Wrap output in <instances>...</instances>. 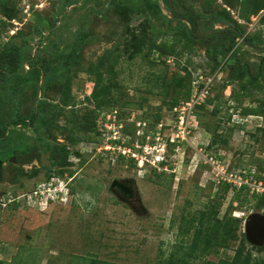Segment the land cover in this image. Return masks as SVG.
Returning a JSON list of instances; mask_svg holds the SVG:
<instances>
[{
    "label": "rangeland",
    "instance_id": "rangeland-1",
    "mask_svg": "<svg viewBox=\"0 0 264 264\" xmlns=\"http://www.w3.org/2000/svg\"><path fill=\"white\" fill-rule=\"evenodd\" d=\"M76 1L70 5V0H2L0 44L7 41L10 34L18 32L13 43L20 45L25 42L24 58H30L36 68L43 70L40 71L39 82L22 86L16 96L8 85L0 86V122L7 119L14 101L20 102L23 113H29L44 96L54 103H62L64 96H68L72 107L83 116L95 107L88 97L95 89L96 75L89 74L88 69L94 67L97 70L103 63L105 66L101 69L109 71L110 66L117 69L107 76L114 77L119 87L124 89V99L129 104L121 108L126 115L131 111L135 117L154 118L162 98L158 92H153V73L166 74L169 78L176 72L183 74L182 69L186 65L193 72L194 79L202 77L203 82L197 84L196 91L200 94L207 90L205 101L211 97L213 104H207L204 109L197 107L195 118H189L191 135L183 141L176 156L169 151V159L176 163L172 167L174 172L169 170L166 176H158L150 165L133 166L127 161L122 162L111 156L110 150L100 149L101 144H92L90 140L73 142L59 131L54 133L52 130L46 135L44 129L38 132L35 127L21 124L11 127L14 130L9 132V139L0 150L21 144L27 134L34 144L38 143L41 135L52 142L68 144L72 151L78 149L80 155L72 154L74 180L71 186L74 193L67 200L59 198L52 204L35 202L31 195L34 189L43 187L47 181L45 172L52 167L48 154L42 152L28 156L19 153L14 155L15 161L8 160L2 164L0 193L7 194L6 197L18 195L19 207L16 210L0 209V261L7 264H95L96 260L108 264L231 261L240 241L227 238L225 222L218 223L216 219L201 222L200 216L220 185L215 180L218 171L227 169L236 174L243 170L242 173H246L249 167L264 161V138L258 140L262 135L259 129L264 127V116L258 115V118L255 115L257 117L251 118V122L239 124L233 121L235 114V119H239L250 107L257 110L264 107V49L252 48L244 44L242 38L232 42V33L224 36L232 48L222 60V66L229 70L232 67H249L252 75L259 76L258 82L249 85L248 94H240L241 102H238L232 92L236 91V95L242 93L239 81L222 88L228 73L213 68L208 47L203 42L181 54L178 53L181 50L179 46L169 57L161 56L157 48H151L146 60L142 57L131 59L126 52V42L131 34H143L142 24L146 26L143 35L149 40L150 47L157 42L171 48L169 41L174 35L166 31L170 30L169 25L177 24L176 18L184 16L186 10H189L190 19L193 14L200 16L198 36L215 37L226 26L203 17L202 13L208 14V11L201 4L194 0H159L164 14L172 20L165 23L162 19L150 18L151 25H147L145 20L149 14L142 11L116 14L110 4L112 0ZM212 1L216 9L225 6L224 0ZM232 2L234 7L231 11L244 28L245 36L259 35L264 39V10L244 20L239 17L241 0ZM28 5H31L30 9ZM39 15L56 26L44 28ZM83 32L87 33V38L71 70L61 69L55 73L61 58L78 44ZM218 37L223 39L222 34ZM232 56L237 66L229 64ZM10 57L14 61L10 62L7 72L15 67L18 60L16 54ZM23 66L21 73L24 75L36 71L28 60ZM163 112L164 123L174 122L173 112L166 105ZM65 114L56 116L60 125H65L67 118L72 116L67 108ZM177 131L178 128L172 126L165 133L171 135ZM216 131L226 141L219 140L212 145ZM122 137L130 139L127 135ZM157 152L153 151V154ZM211 157L214 165L208 161ZM45 166L49 168L43 169ZM38 168L37 176L29 178V174ZM115 179H128L135 183L136 201H124L114 193L112 182ZM249 207H241L237 203L231 206V198H226L222 201L218 219L224 218L225 221L231 216L241 217L245 231L246 220L251 214L264 213ZM210 223L215 225V235L208 230ZM198 228L205 232L202 241L197 249L189 250ZM210 236L212 245L210 250H205V241ZM248 249L255 257L264 259V248H253L249 242Z\"/></svg>",
    "mask_w": 264,
    "mask_h": 264
},
{
    "label": "trees",
    "instance_id": "trees-1",
    "mask_svg": "<svg viewBox=\"0 0 264 264\" xmlns=\"http://www.w3.org/2000/svg\"><path fill=\"white\" fill-rule=\"evenodd\" d=\"M1 2L2 0H0V4ZM76 2V0H70L69 3L71 5ZM194 2L201 4V6H204L205 10L208 11V14L202 13L203 17L211 18L215 24H224L226 26L220 29L215 37L210 38L198 36L196 33L200 16L193 14L192 19H190L188 17L189 10H186L184 16L176 18L178 20L177 24L175 26L172 24L169 25L170 30L166 31V33L171 32L174 35V38L169 41L172 43L171 48H166L164 43L157 42H153L150 47L149 40L145 37L146 35H143L145 34L144 28H146V26L145 24H142V26H144L142 29L143 34H139L140 32H133L131 34L132 37L126 42V52L129 54V58L131 59L142 57L144 60H146L149 58L148 50L151 48H157V51H159L161 56L166 55L169 57L176 53V49L179 46L181 47V50L178 51V53L181 54L182 52H185V49H193L197 43L203 42L208 47L207 52L210 56V59L213 61V68L228 73V77L224 80L222 88L225 89L233 81H239V90H241L242 93L238 92V95H236V91H233L232 95L234 94L237 101L241 102L240 94H248L247 91L249 85L254 82H258L259 76L252 75L249 67H232V69L229 70L227 67L222 66V60L230 53L232 48L231 46L229 47L227 45L224 36L232 33V42L236 41L238 38H245V40L258 47L264 46V39H262L259 35L245 36L244 28L241 26L231 11V8L234 7L232 0H224L225 6L221 9L214 8L212 0H194ZM110 4L112 5L113 11L116 14L125 15L127 13L128 15L131 12L135 13L136 11H142L146 15L149 14L150 17H147L145 20L147 25H151L150 18L162 19L165 23L172 20L164 14L159 0H112ZM263 10L264 0H241L239 17L241 19L248 20L252 15L259 14ZM39 17L44 28L47 25L49 28L56 26V24H49L48 21L42 18L40 15ZM0 20H2V17H0ZM18 34V32L10 34V37L7 38V41H4V43L0 44V86L8 85L11 87L13 96L17 95L22 86L29 85L34 81L39 82L41 79L40 71L43 70V68H36L35 62H33L30 58H24L23 51L26 44L25 42L20 45L13 43L12 40L15 39ZM220 34H222L223 39L218 37ZM86 38L87 33L83 32L78 44L70 51L65 53L63 57L61 56L62 62L60 65H58V67L55 68V73L61 69L64 71L69 69L71 70V66L75 64L79 49L84 45ZM11 54H16L18 60L15 67L11 69V71L7 72L10 62L14 61L12 57H10ZM26 60H28L32 67L35 68V73L30 72L27 75L21 73ZM228 62L230 65L237 66L234 56L230 57ZM104 66L105 65L103 63L97 68V70H95L94 67H90L88 69L89 74L96 75L94 77L95 89L92 93V96L88 97V100L93 102L95 107L92 108V110H88L83 116H80V113L76 111L74 107H72L68 96H64L62 103H54V101L49 100L46 96H44V98L38 100L35 108H32L29 113H23L20 102L14 101L15 105L13 103V107L8 113L7 119L5 118L0 122V147L9 139V132L14 130L11 129V127L14 128L18 124L24 125V127H35L38 132H40L41 129H44V133H46V135H49L50 132L54 130V133L57 131L62 132L73 142L86 139L92 141L90 142L92 144L99 145L103 141V129L105 121V119L102 118V114L111 113L116 110L120 119L119 121L124 123V127L122 129L123 133L132 137L129 143L130 145L137 138V130L139 129L137 126V120L147 122V125L143 127L145 134L143 136H139L141 142L145 143L147 135H151L152 141L155 142V129L157 125L164 120V106L166 105L168 110L172 111L182 101H188L192 98L194 90V78L193 72L187 65L182 69V72H184L183 74L181 72H176L172 75V77L169 78H167L166 74L157 75L153 73L152 87L154 91L153 89L152 91L158 92L159 96L162 98V103L157 107L158 112L154 118L138 116L136 120L132 122L129 120L132 112L129 111L128 115H126L125 111H123V108H121L129 104V102L124 99L123 87H119L120 85L114 80V77L111 78L110 76H107V73H114L117 69L113 66L108 67L109 71L101 69ZM12 79H15L16 81H13ZM144 100H147V98ZM207 104H213V99L211 97H208L207 100L198 107L204 109L207 107ZM139 106H141V104ZM66 108L68 109V113L71 112L72 116L67 118L65 125H60L56 120V116L62 114L66 115ZM4 110L5 108L3 111ZM242 114L245 116L252 114L264 116V107L258 110L250 107L248 111H245V113ZM259 131H261L262 135L261 137H258V140L260 138H264V127H261ZM24 138L25 139L21 144H15L14 146L5 147L0 150V159L3 160V163L8 160L10 161L12 156L19 153L32 156L33 153L40 155L43 152L48 154V158L52 165L51 169L45 172L47 181L54 177L68 178V176L74 175V169H72V154L80 155V151L78 149H74L72 151L68 144L52 142L47 137H43L41 135L38 136L37 144L32 143L31 137L27 134L24 135ZM219 140L226 141V139L223 138V135H220V133H217L216 131L213 134V140L211 144H217ZM176 146L177 143H169L166 154L168 160L161 163L163 166L168 164L170 166V171H173L172 167L174 166V162H171L168 153L171 151L173 155ZM95 148L97 147L95 146ZM117 159L122 162L127 161L133 166L138 165L135 159H127L123 155H119ZM22 170L23 169L20 171L23 172ZM39 170L40 168L32 171L29 174V178L37 176V172ZM152 171H154L156 174L158 173V176L169 175V171L164 169L158 170L157 168L152 167ZM173 172L171 173L172 176H174ZM248 172V174L254 176L255 179L264 181V161L263 163L261 161L258 164L249 167ZM1 179L2 174L0 173V180ZM232 187L233 185L228 182L219 185L213 198L210 200V202H208V204H206L205 210L201 211L200 221L203 222L204 220L208 219L212 222L213 219H216V222L218 223L225 222L224 226L227 225V238L240 241V244L235 251L234 258L231 261H207L205 264H264V259L255 257L253 252L248 249L249 241L247 240L246 233L243 231L244 220L241 217L231 216L225 221H223L224 218L218 219L222 201L229 197L231 198V206L234 203H237V205L241 207L251 206L249 208H255L257 210L264 211V192L262 194H258L257 192L252 193L248 185H243L240 188ZM73 193V187L71 186V194ZM6 195L0 193V209L7 208L16 210L19 207V201L16 199L18 195H13V197H6ZM11 198L13 200L9 202ZM49 203L52 204L54 201L50 199ZM215 229L216 228L213 223L208 225V230L214 235ZM204 233L205 232H203L201 228L197 229L196 236L194 237L193 243L191 244V248H189V250H195L198 248ZM211 241H213L211 236L206 239L205 250H210L212 245ZM253 248L263 249L264 245H253ZM202 253L204 254V251ZM99 263L108 264L107 262L101 260L95 261V264ZM0 264H7V262L1 260Z\"/></svg>",
    "mask_w": 264,
    "mask_h": 264
},
{
    "label": "built area",
    "instance_id": "built-area-1",
    "mask_svg": "<svg viewBox=\"0 0 264 264\" xmlns=\"http://www.w3.org/2000/svg\"><path fill=\"white\" fill-rule=\"evenodd\" d=\"M27 7L28 9H30L31 5H28ZM201 82H203L202 77H200V79H194V90L192 98L188 101H182L177 107L172 110L174 115V122L176 123V125H173L174 122L168 124V122L164 123L163 121L157 125L155 129V142L152 141L151 135H147L145 143L141 142L139 136H143L145 134L143 127L147 125V122L137 120V126L139 127V129L137 130V138L130 145L129 143L132 137L130 135H127V137L130 138L129 140L122 137L123 135L125 136L122 131L124 123L119 121L120 119L118 117L117 110L111 113H103L102 118L105 119L103 141L101 145H99V148L110 150L108 152L111 153V156L116 158L119 155H123L127 159H135L138 165H150L151 167H155L158 170L164 169L169 171L170 166L168 164H166L165 166L161 164L163 161L168 160L166 154L169 143H177V146L175 147V153L173 154L174 156H176V154L179 153L182 147L181 144L183 143V141L188 140L189 136L191 135L192 128L190 126V119L193 120L195 118V109L199 105L204 103L207 96L204 94L205 92H207V90L204 93L200 94L198 93V91H196L198 89L197 84ZM235 116H237V114H235ZM235 116L233 118V121L235 123L251 122L254 117H257L255 115H248L240 117L239 119H235ZM136 118L137 117H135L134 114L131 115L129 120L133 122L136 120ZM185 118L188 119L187 124H185ZM167 125H169L170 127L168 128ZM172 126H175L176 129L178 128V131L172 133L171 135H167L165 133L166 129H171ZM153 151L158 152L156 154L154 153V155ZM208 161L213 165L215 164L213 157H211V159H209ZM227 168L229 169V167ZM242 171L236 174L234 171L228 172L227 169L224 171H218L219 174H217L215 180L218 184L228 182L232 184L233 187L238 188L242 187L243 185H248L252 193L257 192L258 194H262L264 192V181L255 179L254 176L247 173L248 171H246V173H242ZM67 183L68 181H65L62 177H54L51 180L43 183V187H37L31 194L33 196L32 199L35 202H46L47 204H49L50 199L54 202L58 201L59 198L67 200L69 198L70 189L67 186ZM63 190H67L68 193L63 192ZM16 199L18 201L19 198ZM10 200L12 201L13 199L11 198Z\"/></svg>",
    "mask_w": 264,
    "mask_h": 264
},
{
    "label": "water",
    "instance_id": "water-1",
    "mask_svg": "<svg viewBox=\"0 0 264 264\" xmlns=\"http://www.w3.org/2000/svg\"><path fill=\"white\" fill-rule=\"evenodd\" d=\"M243 41L250 47L255 49H264L245 40L242 38ZM11 161H15V157L12 156ZM3 160L0 159V170L2 168ZM43 169H48V167H42ZM120 186L123 188L124 191H129V189L124 186L121 180H113L112 187ZM247 240L256 246H263L264 245V213H253L251 214L247 220L245 225V231Z\"/></svg>",
    "mask_w": 264,
    "mask_h": 264
},
{
    "label": "flooded vegetation",
    "instance_id": "flooded-vegetation-1",
    "mask_svg": "<svg viewBox=\"0 0 264 264\" xmlns=\"http://www.w3.org/2000/svg\"><path fill=\"white\" fill-rule=\"evenodd\" d=\"M122 183L124 184V186H126L127 189H129V191H124L120 186L112 187V190L122 200L133 203L134 201H136L135 199L137 198L138 194L137 186L134 182H131L128 179L122 180Z\"/></svg>",
    "mask_w": 264,
    "mask_h": 264
},
{
    "label": "clouds",
    "instance_id": "clouds-1",
    "mask_svg": "<svg viewBox=\"0 0 264 264\" xmlns=\"http://www.w3.org/2000/svg\"><path fill=\"white\" fill-rule=\"evenodd\" d=\"M65 181H68L67 186L69 189V196L71 195V183L74 180L72 176H68V178H63ZM66 189V188H65ZM63 192L68 193L67 190H63Z\"/></svg>",
    "mask_w": 264,
    "mask_h": 264
}]
</instances>
